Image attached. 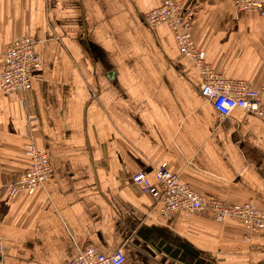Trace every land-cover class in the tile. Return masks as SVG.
<instances>
[{
    "label": "crops",
    "instance_id": "obj_1",
    "mask_svg": "<svg viewBox=\"0 0 264 264\" xmlns=\"http://www.w3.org/2000/svg\"><path fill=\"white\" fill-rule=\"evenodd\" d=\"M163 0H0L2 47L30 37L39 69L26 91L0 90V264H69L85 246L123 264H264V228L216 223L161 205L134 184L166 164L191 190L264 211V118H220L201 77L165 26L145 15ZM211 67L262 92L264 18L233 0H175ZM50 178L14 198L26 145Z\"/></svg>",
    "mask_w": 264,
    "mask_h": 264
},
{
    "label": "built area",
    "instance_id": "obj_2",
    "mask_svg": "<svg viewBox=\"0 0 264 264\" xmlns=\"http://www.w3.org/2000/svg\"><path fill=\"white\" fill-rule=\"evenodd\" d=\"M234 10L238 14L255 12L264 18V0H233ZM194 14L185 10L182 3L175 0H163L156 9L149 11L144 23L150 27L163 25L174 35L179 52L189 59L199 70L201 77L200 92L211 102L220 118H226L235 109L245 110L264 118L262 92L254 89L245 81H236L217 73L205 60L203 53L196 47L191 37ZM30 37H22L8 42L2 47L4 68L0 74V90L3 93L26 91L39 69V59L33 51ZM29 166L14 176V181L7 185L10 197L40 188L51 176L52 168L48 155L33 144L26 145ZM155 184H151L143 173H136L132 180L143 193L148 194L161 205L160 213L169 215L176 210L188 213H204L216 223L238 222L250 233L264 228V211L253 203L226 205L221 200L199 195L170 172L167 165L160 164L153 169ZM3 250L0 245V259ZM121 250L111 255L102 254L94 246H85L69 264H123Z\"/></svg>",
    "mask_w": 264,
    "mask_h": 264
}]
</instances>
